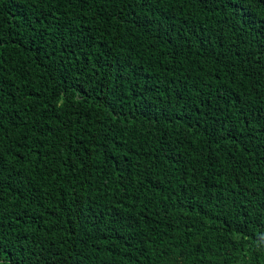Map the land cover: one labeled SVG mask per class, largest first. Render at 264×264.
<instances>
[{
  "label": "trees",
  "instance_id": "trees-1",
  "mask_svg": "<svg viewBox=\"0 0 264 264\" xmlns=\"http://www.w3.org/2000/svg\"><path fill=\"white\" fill-rule=\"evenodd\" d=\"M0 264H264V0H0Z\"/></svg>",
  "mask_w": 264,
  "mask_h": 264
}]
</instances>
